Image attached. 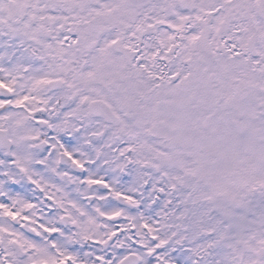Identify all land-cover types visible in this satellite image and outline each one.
<instances>
[{"label":"snow or ice","instance_id":"snow-or-ice-1","mask_svg":"<svg viewBox=\"0 0 264 264\" xmlns=\"http://www.w3.org/2000/svg\"><path fill=\"white\" fill-rule=\"evenodd\" d=\"M0 264H264V0H0Z\"/></svg>","mask_w":264,"mask_h":264}]
</instances>
